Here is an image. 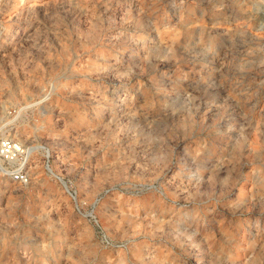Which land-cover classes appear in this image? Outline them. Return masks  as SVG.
<instances>
[{"label":"rangeland","instance_id":"rangeland-1","mask_svg":"<svg viewBox=\"0 0 264 264\" xmlns=\"http://www.w3.org/2000/svg\"><path fill=\"white\" fill-rule=\"evenodd\" d=\"M0 135V264H264V0H0Z\"/></svg>","mask_w":264,"mask_h":264},{"label":"built area","instance_id":"built-area-1","mask_svg":"<svg viewBox=\"0 0 264 264\" xmlns=\"http://www.w3.org/2000/svg\"><path fill=\"white\" fill-rule=\"evenodd\" d=\"M30 145H23L19 140L6 135H0V177L8 179L17 186H25L29 180L28 159ZM47 166V163H45ZM67 193L74 198V192Z\"/></svg>","mask_w":264,"mask_h":264},{"label":"bare ground","instance_id":"bare-ground-1","mask_svg":"<svg viewBox=\"0 0 264 264\" xmlns=\"http://www.w3.org/2000/svg\"><path fill=\"white\" fill-rule=\"evenodd\" d=\"M32 153H33V147H32V146H30V154H29V157H31V156H32ZM28 174H29V170H28Z\"/></svg>","mask_w":264,"mask_h":264}]
</instances>
